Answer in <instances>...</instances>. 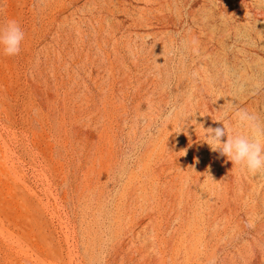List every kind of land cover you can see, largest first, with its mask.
I'll list each match as a JSON object with an SVG mask.
<instances>
[{
  "label": "rangeland",
  "instance_id": "1",
  "mask_svg": "<svg viewBox=\"0 0 264 264\" xmlns=\"http://www.w3.org/2000/svg\"><path fill=\"white\" fill-rule=\"evenodd\" d=\"M9 19L0 264H264V174L200 135L264 126V5L0 0Z\"/></svg>",
  "mask_w": 264,
  "mask_h": 264
},
{
  "label": "clouds",
  "instance_id": "2",
  "mask_svg": "<svg viewBox=\"0 0 264 264\" xmlns=\"http://www.w3.org/2000/svg\"><path fill=\"white\" fill-rule=\"evenodd\" d=\"M264 5V0H257ZM25 32L15 19L7 20L0 25V51L7 57L19 55ZM235 124L222 120L223 127H208L201 125L200 135L204 143L213 152H219L227 157L242 172L251 175L264 174V126L259 124L256 117L246 110L240 109L234 113ZM244 129L245 131H239ZM227 137L226 141L223 140Z\"/></svg>",
  "mask_w": 264,
  "mask_h": 264
}]
</instances>
